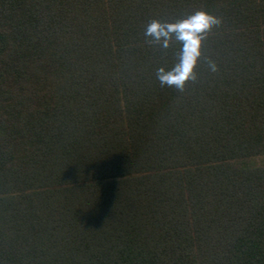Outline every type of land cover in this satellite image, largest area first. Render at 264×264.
Listing matches in <instances>:
<instances>
[{
	"label": "trees",
	"instance_id": "1",
	"mask_svg": "<svg viewBox=\"0 0 264 264\" xmlns=\"http://www.w3.org/2000/svg\"><path fill=\"white\" fill-rule=\"evenodd\" d=\"M0 264H264V0H0Z\"/></svg>",
	"mask_w": 264,
	"mask_h": 264
},
{
	"label": "clouds",
	"instance_id": "2",
	"mask_svg": "<svg viewBox=\"0 0 264 264\" xmlns=\"http://www.w3.org/2000/svg\"><path fill=\"white\" fill-rule=\"evenodd\" d=\"M220 19L205 12L196 11L175 22L152 20L145 29V36L150 37V45L168 49L175 41L180 45L176 62L169 69H157V79L161 86L174 87L183 91L185 85L197 79L196 67L202 56L203 42ZM212 71H216L214 62L209 61Z\"/></svg>",
	"mask_w": 264,
	"mask_h": 264
}]
</instances>
